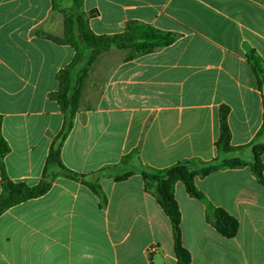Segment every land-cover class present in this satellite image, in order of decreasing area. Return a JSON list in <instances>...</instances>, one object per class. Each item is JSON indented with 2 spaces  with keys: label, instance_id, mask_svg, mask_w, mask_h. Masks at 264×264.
<instances>
[{
  "label": "crops",
  "instance_id": "obj_1",
  "mask_svg": "<svg viewBox=\"0 0 264 264\" xmlns=\"http://www.w3.org/2000/svg\"><path fill=\"white\" fill-rule=\"evenodd\" d=\"M81 12L96 35L121 33L136 21L176 38L135 57L115 47L100 53L60 160L96 181L103 198L80 181L56 177L46 194L0 216V264H178L170 221L140 168L217 157L251 161L252 146L264 145V134L257 135L264 87L248 60L253 52L264 62V0H83ZM65 15V0H0L1 134L9 147L3 168L13 183H38L63 125L51 96L75 51L45 36L62 37ZM78 51L73 79L90 55L83 45ZM222 107L233 148L226 154L215 148ZM132 151L137 155L122 164ZM259 159L264 165V154ZM194 185L238 228L231 239L221 236L204 205L177 183L189 264H264V186L250 169L218 171Z\"/></svg>",
  "mask_w": 264,
  "mask_h": 264
},
{
  "label": "trees",
  "instance_id": "obj_2",
  "mask_svg": "<svg viewBox=\"0 0 264 264\" xmlns=\"http://www.w3.org/2000/svg\"><path fill=\"white\" fill-rule=\"evenodd\" d=\"M83 0H72L73 13L65 15L63 25V35L61 38L46 35L45 38L57 45H69L75 51L73 63L61 70L57 75L59 90L51 97L59 105L63 115V125L59 133L53 139L42 170L41 179L33 186L23 183H13L8 179L3 168V158L9 153V147L1 134L0 116V216L9 208L35 199L46 194L52 181L58 177H66L71 180L80 181L87 185L98 197L103 198L98 183H89L85 176L78 175L66 169L60 160V149L69 130L72 126V119L77 111L78 92L72 84V71L75 63L80 59L79 45H83L90 50L88 60L81 69V75H86L89 66L95 57L111 47L130 50V57L140 56L154 52L155 50L169 46L175 41L176 35L161 32L150 25L130 21L126 23L121 33L113 35H96L88 25V16L81 12ZM77 11V12H76ZM79 12V13H78ZM248 60L256 75L259 88L264 87V62L261 58L250 52ZM219 137L215 143L218 154H226L233 150L230 146V132L227 125V109L222 107L219 114ZM264 134V97H262V123L257 135ZM253 159L244 161L240 159H219L211 161H201L189 159L175 163L172 166L156 169L148 166H141L140 174L145 182V188L152 191L158 205L170 221L174 243V254L178 264H189L190 256L181 245L180 234V212L174 199V187L177 183L183 185L186 193L200 201L205 207L206 221L224 238L231 239L235 236L238 224L221 208L211 204L202 192L194 185L196 178H205L213 173L226 169H239L248 167L256 182L264 186V165L261 164L259 156L264 154V145L252 146ZM137 155L136 151L121 158L124 164L131 157ZM110 169V168H109ZM132 175L131 172L114 177L116 182L124 181Z\"/></svg>",
  "mask_w": 264,
  "mask_h": 264
},
{
  "label": "rangeland",
  "instance_id": "obj_3",
  "mask_svg": "<svg viewBox=\"0 0 264 264\" xmlns=\"http://www.w3.org/2000/svg\"><path fill=\"white\" fill-rule=\"evenodd\" d=\"M65 3H66V14L73 13L74 10H73V2H72V0H65ZM99 55L95 57L94 61L89 66L88 72L86 73V75H84V76L81 75V70H80L79 73H77L75 75V78L74 79L72 78V84H74V87H75V89L78 92V101H77V104H76L77 110L81 107L80 106V104H81L80 102H81V100L83 98V95L87 91V83H86V80L88 78L89 72H90L91 68L94 66L95 62L97 61ZM87 60L88 59H86V61ZM86 61H85V63H86ZM133 158L134 157H131L130 159H133Z\"/></svg>",
  "mask_w": 264,
  "mask_h": 264
}]
</instances>
